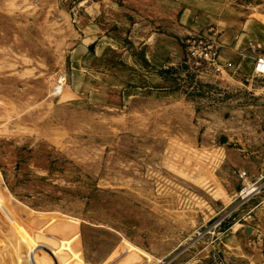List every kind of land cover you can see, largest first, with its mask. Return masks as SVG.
<instances>
[{
    "label": "rangeland",
    "instance_id": "374dc122",
    "mask_svg": "<svg viewBox=\"0 0 264 264\" xmlns=\"http://www.w3.org/2000/svg\"><path fill=\"white\" fill-rule=\"evenodd\" d=\"M261 54L264 0H0V264H208L264 201Z\"/></svg>",
    "mask_w": 264,
    "mask_h": 264
},
{
    "label": "crops",
    "instance_id": "0c3cea01",
    "mask_svg": "<svg viewBox=\"0 0 264 264\" xmlns=\"http://www.w3.org/2000/svg\"><path fill=\"white\" fill-rule=\"evenodd\" d=\"M132 13L135 14L140 19H143L146 23H148L146 16H144V15L142 16L140 13L134 12V10H132ZM132 22L136 23L135 20ZM134 26H136V25L134 24ZM223 43H225V42H223ZM146 44H148V43H146ZM173 49H175V47ZM224 49H226V50H221L219 53V60L223 66L224 65L227 66V64L231 65L230 62L234 58L239 57L240 52H238L234 48L229 49L228 47H225ZM176 50H178V49H176ZM222 52H224L223 54H225V57H228L229 60L223 58ZM173 55L174 54L172 53V54H169L168 56H166L162 64H164L168 60V58L172 59L174 57ZM146 58H148V56H146ZM224 61H225V64H223ZM174 63H175V61L172 62L171 65H173ZM241 159L243 161L244 159H246V157H242ZM240 173H242L241 170H240ZM257 196H258V194L253 195L252 197H250L248 199V201L244 202L241 205V206H243V205H246L248 203H252L251 205H249V206H252L251 210L244 213L243 215H240L238 217V219L237 218L235 219V221H237V224H235L234 226L239 225L241 228H243L242 231H240L241 229H239V230L233 232L232 230H233L234 226H231L228 230H226L224 232L223 226H224V224H227L226 219L228 217H225L223 220H221L220 223H218L219 224L218 229L221 233V236L223 235V237L222 238L220 237L221 242L219 241L220 243L218 242L217 244H215L214 247L216 249H218L220 252H222V254L225 256L227 264H255V262H253V256L251 253L252 249L257 248V247H262V246L264 247V233L261 232L260 224L257 222V216L258 215L263 216L261 214H264V201H261V200L256 201L255 199L257 198ZM254 201H256V202H254ZM249 206H247V207H249ZM254 212H256L257 214L254 215L253 214ZM250 220L253 223L247 224V223L251 222ZM259 220H261V219H259ZM241 222L246 223V224H241ZM228 224H230V223H228ZM243 234H245L246 237H249L247 239V244H248L247 246L249 248V253L245 254V255L244 254L239 255L238 250H240V248L242 249V247L239 246V238L241 239ZM244 246L245 245H243V248L246 249V247H244ZM240 256H242V258H239ZM261 256L262 255H258L255 257L256 258L255 260H257L256 262H261Z\"/></svg>",
    "mask_w": 264,
    "mask_h": 264
},
{
    "label": "built area",
    "instance_id": "2783aa9c",
    "mask_svg": "<svg viewBox=\"0 0 264 264\" xmlns=\"http://www.w3.org/2000/svg\"><path fill=\"white\" fill-rule=\"evenodd\" d=\"M187 60L184 64L193 63L196 67L205 65L206 68H211L216 72L221 71V65L219 64V50L212 43L200 39L190 42L189 53L187 55ZM256 73L264 78V55H258L254 62ZM246 173H239V178L244 180ZM246 189V188H245ZM244 189V190H245ZM243 190V191H244ZM219 224L211 227L207 234L211 236V246H215L218 241H220L221 233L218 229ZM218 230V231H217ZM208 264H227L225 257L221 254L218 249H213L208 257Z\"/></svg>",
    "mask_w": 264,
    "mask_h": 264
},
{
    "label": "bare ground",
    "instance_id": "6f19581e",
    "mask_svg": "<svg viewBox=\"0 0 264 264\" xmlns=\"http://www.w3.org/2000/svg\"><path fill=\"white\" fill-rule=\"evenodd\" d=\"M247 190V189H246ZM255 191V189L254 190H251V191H248L247 193V195H250V194H252V192H254ZM244 197V196H243Z\"/></svg>",
    "mask_w": 264,
    "mask_h": 264
}]
</instances>
